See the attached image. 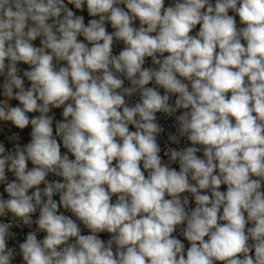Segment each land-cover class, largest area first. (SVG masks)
Masks as SVG:
<instances>
[{
    "label": "clouds",
    "instance_id": "clouds-1",
    "mask_svg": "<svg viewBox=\"0 0 264 264\" xmlns=\"http://www.w3.org/2000/svg\"><path fill=\"white\" fill-rule=\"evenodd\" d=\"M0 264H264V0H0Z\"/></svg>",
    "mask_w": 264,
    "mask_h": 264
},
{
    "label": "built area",
    "instance_id": "built-area-1",
    "mask_svg": "<svg viewBox=\"0 0 264 264\" xmlns=\"http://www.w3.org/2000/svg\"><path fill=\"white\" fill-rule=\"evenodd\" d=\"M237 20H238V17H237ZM109 31H111V28H110V27H109ZM120 47H123V45L121 44ZM116 51L118 52V51H119V48H117ZM148 63H149V65H150V61H149ZM57 114H59V110H57ZM158 115H159V114H158ZM160 123L164 124L165 127L168 128L172 122H171L170 120H169V121H166V120H164L163 118H161V119H160ZM172 130L174 131V129H172ZM160 142H161V145H162V147H163L164 140L161 139ZM182 144H183V142H182ZM173 146H175V145H173ZM177 168H178V166H177ZM102 235L104 236V238H107V237H106V234H102Z\"/></svg>",
    "mask_w": 264,
    "mask_h": 264
}]
</instances>
